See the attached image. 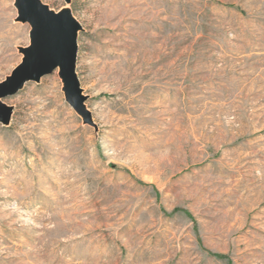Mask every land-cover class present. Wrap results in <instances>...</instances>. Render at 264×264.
Listing matches in <instances>:
<instances>
[{
    "label": "rangeland",
    "instance_id": "1",
    "mask_svg": "<svg viewBox=\"0 0 264 264\" xmlns=\"http://www.w3.org/2000/svg\"><path fill=\"white\" fill-rule=\"evenodd\" d=\"M41 2L81 26L91 123L58 70L1 99L0 264H264V0Z\"/></svg>",
    "mask_w": 264,
    "mask_h": 264
},
{
    "label": "water",
    "instance_id": "2",
    "mask_svg": "<svg viewBox=\"0 0 264 264\" xmlns=\"http://www.w3.org/2000/svg\"><path fill=\"white\" fill-rule=\"evenodd\" d=\"M64 2L69 4L71 0ZM14 5L17 20L30 25V44L20 49L21 62L0 82V123L8 125L12 115V107L1 99L15 94L29 81L39 82L55 70L62 81L65 101L85 122L91 123L75 71L80 24L68 7L57 12L41 0H14Z\"/></svg>",
    "mask_w": 264,
    "mask_h": 264
}]
</instances>
